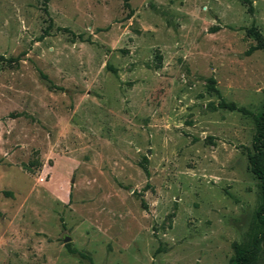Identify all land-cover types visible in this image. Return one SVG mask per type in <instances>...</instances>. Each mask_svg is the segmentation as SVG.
Masks as SVG:
<instances>
[{"label":"rangeland","instance_id":"rangeland-1","mask_svg":"<svg viewBox=\"0 0 264 264\" xmlns=\"http://www.w3.org/2000/svg\"><path fill=\"white\" fill-rule=\"evenodd\" d=\"M252 26L264 37V0H0V264H233L251 248ZM211 78L249 114L220 108Z\"/></svg>","mask_w":264,"mask_h":264},{"label":"trees","instance_id":"trees-1","mask_svg":"<svg viewBox=\"0 0 264 264\" xmlns=\"http://www.w3.org/2000/svg\"><path fill=\"white\" fill-rule=\"evenodd\" d=\"M124 6L130 8V0H123ZM216 31V29H213ZM248 32L253 36L256 44L251 46L247 51L250 55L252 52L257 50L264 51V37L260 32L252 26ZM46 79V76H42ZM210 88L213 89L219 96L220 103L218 106L222 109H227L230 111H238L244 114H249L248 110L243 107L237 106L235 103L225 101L219 91L215 88V80L211 78L209 80ZM256 132L253 142V154L249 157V162L251 166V171L259 177L262 182L261 187V200L256 212V218L258 222L263 226V231L258 237H256L251 245V248L245 249L238 244H234L235 250V260L233 264H260L262 250L264 247V108L263 111L255 117ZM68 249L74 252L69 245ZM91 264H93L91 262Z\"/></svg>","mask_w":264,"mask_h":264},{"label":"water","instance_id":"water-1","mask_svg":"<svg viewBox=\"0 0 264 264\" xmlns=\"http://www.w3.org/2000/svg\"><path fill=\"white\" fill-rule=\"evenodd\" d=\"M68 241H70V238H69V237H66V238L64 239V242L67 243Z\"/></svg>","mask_w":264,"mask_h":264}]
</instances>
